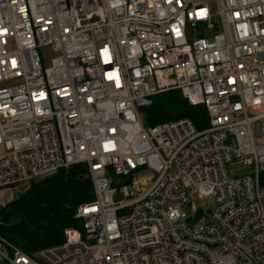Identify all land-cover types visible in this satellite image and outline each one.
Returning <instances> with one entry per match:
<instances>
[{"label": "built area", "instance_id": "built-area-1", "mask_svg": "<svg viewBox=\"0 0 264 264\" xmlns=\"http://www.w3.org/2000/svg\"><path fill=\"white\" fill-rule=\"evenodd\" d=\"M215 1L0 0V192L75 165L94 191L61 244L0 234V264H264V0ZM172 91L208 127L146 125Z\"/></svg>", "mask_w": 264, "mask_h": 264}, {"label": "trees", "instance_id": "trees-1", "mask_svg": "<svg viewBox=\"0 0 264 264\" xmlns=\"http://www.w3.org/2000/svg\"><path fill=\"white\" fill-rule=\"evenodd\" d=\"M148 126L183 118L200 129L209 125L203 105H192L179 91L155 96L153 104L142 109ZM94 199L93 184L85 165L61 170L50 178L33 182L14 201L0 208V234L27 254L61 244L67 227L81 228L76 219L79 206Z\"/></svg>", "mask_w": 264, "mask_h": 264}, {"label": "rangeland", "instance_id": "rangeland-1", "mask_svg": "<svg viewBox=\"0 0 264 264\" xmlns=\"http://www.w3.org/2000/svg\"><path fill=\"white\" fill-rule=\"evenodd\" d=\"M209 4V6L216 12L217 11V5L215 0H202ZM42 54L46 60L47 63L50 62V60L53 57H56V53L52 51L51 48H46L42 50ZM143 115V113H142ZM144 117V116H143ZM209 119V118H208ZM3 153V151H0V155ZM239 170L240 173L241 171H246L249 172V169H244L242 166H237V167H230L229 172H233ZM242 171V172H243ZM156 178V173L151 170L148 167H145L143 169L138 170L135 172V174L132 177V182L129 185V188L132 192H135L136 194L140 195L144 191H146L154 182V179ZM261 184L264 185V172H261ZM31 186V185H30ZM30 186H25L21 189L18 190H4L0 192V208L6 206L8 203L14 201L19 195L25 193ZM209 200L212 201L213 199H206V200H198L197 203L201 207H204L205 209L208 207ZM68 228V227H67Z\"/></svg>", "mask_w": 264, "mask_h": 264}]
</instances>
